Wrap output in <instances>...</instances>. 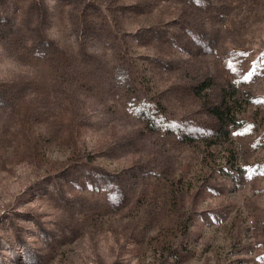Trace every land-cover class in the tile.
<instances>
[{
	"label": "rangeland",
	"instance_id": "374dc122",
	"mask_svg": "<svg viewBox=\"0 0 264 264\" xmlns=\"http://www.w3.org/2000/svg\"><path fill=\"white\" fill-rule=\"evenodd\" d=\"M0 264H264V0H0Z\"/></svg>",
	"mask_w": 264,
	"mask_h": 264
}]
</instances>
